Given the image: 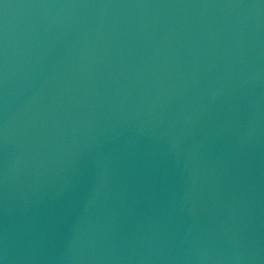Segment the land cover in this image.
Masks as SVG:
<instances>
[{"label": "water", "instance_id": "water-1", "mask_svg": "<svg viewBox=\"0 0 264 264\" xmlns=\"http://www.w3.org/2000/svg\"><path fill=\"white\" fill-rule=\"evenodd\" d=\"M0 264H264V0H0Z\"/></svg>", "mask_w": 264, "mask_h": 264}]
</instances>
